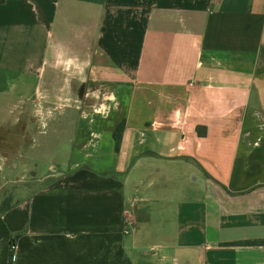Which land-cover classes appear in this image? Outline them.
I'll return each mask as SVG.
<instances>
[{
  "label": "crops",
  "instance_id": "1",
  "mask_svg": "<svg viewBox=\"0 0 264 264\" xmlns=\"http://www.w3.org/2000/svg\"><path fill=\"white\" fill-rule=\"evenodd\" d=\"M0 192V264H264V0H0Z\"/></svg>",
  "mask_w": 264,
  "mask_h": 264
},
{
  "label": "trees",
  "instance_id": "2",
  "mask_svg": "<svg viewBox=\"0 0 264 264\" xmlns=\"http://www.w3.org/2000/svg\"><path fill=\"white\" fill-rule=\"evenodd\" d=\"M122 129H123V122H120L115 130H114V133H113V137L116 141V148L119 147V144H120V138H121V133H122ZM8 205V200H3L1 203H0V212L3 211ZM241 244H253L252 241H240ZM261 243H264V241H261ZM11 256H12V242L10 240V249H9V263H11Z\"/></svg>",
  "mask_w": 264,
  "mask_h": 264
},
{
  "label": "rangeland",
  "instance_id": "3",
  "mask_svg": "<svg viewBox=\"0 0 264 264\" xmlns=\"http://www.w3.org/2000/svg\"><path fill=\"white\" fill-rule=\"evenodd\" d=\"M18 185H23V184L22 183L20 184L19 182L18 183H6V185H5L6 191H11L13 186H18ZM1 194L2 193L0 192V196H1ZM3 200H8V198H3Z\"/></svg>",
  "mask_w": 264,
  "mask_h": 264
},
{
  "label": "clouds",
  "instance_id": "4",
  "mask_svg": "<svg viewBox=\"0 0 264 264\" xmlns=\"http://www.w3.org/2000/svg\"><path fill=\"white\" fill-rule=\"evenodd\" d=\"M110 99H113V100H114V99H115V97H114V96H112V97H110Z\"/></svg>",
  "mask_w": 264,
  "mask_h": 264
}]
</instances>
